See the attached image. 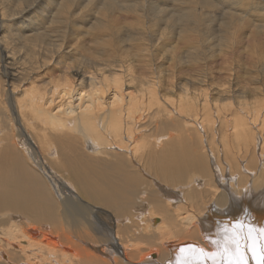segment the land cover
I'll return each instance as SVG.
<instances>
[{
  "label": "rangeland",
  "instance_id": "obj_1",
  "mask_svg": "<svg viewBox=\"0 0 264 264\" xmlns=\"http://www.w3.org/2000/svg\"><path fill=\"white\" fill-rule=\"evenodd\" d=\"M5 56L9 57V61L13 63L12 67L17 72L14 69L13 71L11 69L10 72L6 69L9 65L6 64L8 59ZM76 68L80 74L81 72L85 73L83 85L86 87H89V78H93L91 73L94 74V79L98 78L97 80L101 79L100 74L103 76L100 86L103 87L105 101L115 92L111 81L109 82L107 78L113 79L116 76L122 78L120 89L124 93L131 92L136 97L138 96L139 98H137L142 100L146 109L143 108L141 119L139 118V122L137 121V125L142 128L139 132L144 133L143 136L148 134L149 139H152L157 133L163 135L167 143V135L164 134L168 130L167 132L170 131L172 135L175 133L178 140L182 139L179 140V143L175 140L176 138L173 140L178 149H182L184 146L183 148L189 152L188 154L193 159V164L190 163L187 172L202 180L199 181V184L197 180L194 183L196 187H199L197 191L200 193L196 191L198 194L195 193L196 197L194 196L198 201L203 200L201 197L206 200H214L217 193L230 185L229 173L242 172H238L239 164H245L246 160L249 159V149L256 142V136L260 135L264 143V0H0V121L3 122L1 128L5 129L6 132H11L13 129L11 136L17 140L18 147L26 152L27 159H30L28 161H33H31V165L36 169H33L35 170L34 175L36 174L38 179L42 176L41 179L44 180L49 195L51 194L55 203H58L56 206L59 215L61 213L63 215L64 208L69 207V204L83 207L85 211L80 210L83 213L82 216L77 215L73 218L77 220V224L73 227L85 225V220L87 223L102 225L104 228L110 225L109 230L116 228L117 224L114 221L116 220L115 217L112 216V213L114 215L113 209L110 208V210L107 205H97L82 197L67 177V171L71 168L73 169L79 164L81 166L79 168L84 169V165L91 164L95 160L92 157L94 154L91 153L92 147L84 142V149H82L80 138L75 142L69 140L72 144L67 141L68 146L60 155L54 149L51 154L54 156L51 159L50 154L48 155L45 150L42 152L40 145H36L30 130L18 123L20 119L18 117L17 119L13 118L14 113L10 110L12 109L11 106L14 108L13 97L17 94L20 96L23 86L26 87L32 81L34 86L38 84V87L41 88L44 83L48 82L49 78L52 80L55 78L54 81L60 85L64 80L67 81L65 73L68 78L75 81L74 78L80 76L71 77V73L73 74V70ZM145 81H149L154 86L150 87L149 82L146 83ZM151 89H154L156 97L165 105V111L161 108L159 109L161 111H158L157 104L148 101ZM56 95L54 93V100L50 101L51 99H49L46 104L48 105L46 107H50L52 112L58 110L56 105L60 101L63 102V98ZM77 95L78 92L74 90L71 97L74 110L73 115H70L73 118L77 117L80 110L78 105L81 101L76 97ZM203 96L207 98V101H202ZM181 97V103L183 99L185 100L181 106L183 107L186 102L185 107L188 105L183 112L176 111L178 110L176 105L179 106L177 100ZM125 100L126 96L122 102L124 103ZM144 102L151 103L149 105ZM82 104L81 107L84 106ZM258 106L260 108H257ZM166 107L170 110L171 115L167 114ZM191 109L193 110L191 111ZM196 116L199 119L197 124L191 120ZM172 122L174 124H171ZM11 123L12 127L10 126ZM165 123H170V125ZM246 123L248 124L247 127L250 125L249 127L254 130L253 134H255V140L247 136L248 141L253 140L251 145L248 144L249 147L245 145V138L242 139V141L244 140L243 144V142H237L236 137H233L236 135L233 131L234 125L238 131L240 126H244ZM72 124L74 125V123ZM163 125H167V129ZM173 140L172 142H174ZM178 145L182 146L179 147ZM259 146L260 144L256 148L258 164L264 166V156L261 157ZM77 147L80 148V151ZM137 147L138 153L136 155L140 156L141 152L143 155L142 150L148 149V142L143 147ZM70 148L77 149L79 152ZM229 148L236 149L235 151L245 150L242 153L244 157H241L242 163H239L237 159V164L233 160L229 161V155L226 152ZM84 150L93 155H85L86 153L81 152ZM160 150L158 151L160 152ZM55 152L57 156L54 154ZM76 152L78 158H82L81 160L84 161L75 158ZM144 152L146 154L148 150H144ZM79 153H82L84 157ZM262 154L264 155V151ZM89 158L92 160L90 161ZM139 158H136L137 161ZM200 158H203L204 164H201L202 159ZM13 159L17 160V158ZM53 160L56 163L59 161L61 166L59 164L58 166ZM85 160L88 162L86 163ZM75 161L79 162L74 163ZM249 161L250 159L246 165L249 169H253H251V173L244 172V176H247L246 179L254 178L255 175L259 174L260 178L263 177L264 173L257 169L256 164H252L254 163L253 160L250 163ZM69 164L72 165L71 168ZM130 166L133 169L137 168L134 163ZM190 168L191 170H189ZM26 170L30 171L27 168ZM156 171L158 172V170ZM237 173L236 177L234 176L235 180L238 177ZM157 174L153 168L144 174L141 172L140 179L143 182L135 187L134 197L136 198L134 199H137V202L140 199V201L152 205L153 200V203L157 201L158 207L162 208V204L165 202L157 194V185L154 184L162 177L159 172ZM187 175L189 174L186 173ZM156 178L157 180H155ZM159 181L158 183L162 184L161 179ZM206 183H211V187L214 186L213 190ZM167 186V189L171 190L166 191L165 198L174 200L181 196L180 194L177 196L174 193L175 190L185 192L188 187L193 185L184 183L179 185V188L174 185ZM215 186H219L217 188L221 191L218 190V192ZM104 189L110 193L113 191L112 189ZM258 189L252 191L255 203L264 198L263 188L259 187ZM115 190L117 191V189ZM201 191L207 194L204 195V192L201 193ZM212 191H215V196ZM128 193L126 192L124 195V191V197L121 195L122 198H120L124 201L131 199L129 196L126 197L129 195ZM210 193L214 196L213 198L212 196L209 198ZM130 199L129 201L134 200L133 198ZM79 200L83 203H80ZM52 208L53 205L50 204L49 209ZM100 213L103 218L99 216ZM62 215L56 217L52 222L53 226L58 227L61 219H63L62 222L65 219L69 221L68 217ZM128 231L127 228L120 227V234H126ZM44 242L46 243V240ZM151 255L157 254L152 253Z\"/></svg>",
  "mask_w": 264,
  "mask_h": 264
},
{
  "label": "bare ground",
  "instance_id": "obj_2",
  "mask_svg": "<svg viewBox=\"0 0 264 264\" xmlns=\"http://www.w3.org/2000/svg\"><path fill=\"white\" fill-rule=\"evenodd\" d=\"M67 4L66 6H68ZM99 26H97V28H99ZM5 57L8 59L6 64L9 65L6 69H8L9 72L11 69L12 71L13 69L16 71V69L12 67L13 63L9 61V57ZM2 60L4 59L2 58ZM4 68L3 66V69ZM84 74L83 72L80 74V71L76 68V70H73V74L71 73V77H78L80 75L78 78H74L75 81L68 78V75L65 73V76H67L65 79H67V81H65L63 77L64 81L62 80L63 82L59 85V83L54 81L55 78L53 80L49 78L48 82L44 83L41 88L38 87V84L34 86V83L31 81L26 87L23 86L21 88L20 96L17 94L13 97L14 108L11 104L10 106L12 109L10 111L14 113V119H17V117L20 119V122L17 121L18 123L23 124L25 128L30 130L36 145H40L42 152L45 150L48 155L50 154L49 156L51 159L54 156L51 155L53 150L56 149L60 155L68 146L66 144L67 141L69 143L70 141L75 142V140L80 138L82 143H79L82 144V149H84V142L90 144V147H92V149L90 148L92 150L91 153L94 155L88 154L89 152L87 149L86 151L88 153H86L85 150L81 152L86 153L85 155H93L92 157L95 160H93L91 164L89 163L90 165H84V169L79 168L81 167L79 164V166L76 164L77 166L72 169V165L70 166L69 164L72 170H66L67 177L71 180L82 197L97 205H107L109 209H113L112 212H114V215L112 213V216L116 219L114 220L113 218L117 223L116 228L109 230L110 225L104 228V226L99 224L96 225L91 222H88V224L87 220H85V225L73 227L77 224V220L73 218L77 217V215L82 216V211L85 210H83V207H76L70 204L69 207H65L63 210V215L68 217L69 221L65 219L64 222H62L63 219H61L58 227L53 226L52 222L56 217L62 215V213L59 215V212H57L58 207L56 205H58V203H55L51 194L49 195L44 180L41 179L42 176L39 175L41 178L39 177L38 179L36 178L37 175H34L36 169L31 165L32 160L30 162L28 161L30 159H27L26 152L18 147L17 140H14L11 136L13 129L10 128L11 132H6L5 129L1 128L3 122L0 121V141H2L0 142V264H229V257L224 253L223 249L225 247L229 250L232 249V229H236L239 232L241 248L248 257V264H256V261L252 258V253L248 250L252 241L247 238V233L249 229H252L253 236L256 238L257 243L264 246V238L261 237L260 233V229H264V198L255 203L256 201H253L254 195H252L254 194L252 191L257 190L259 187H262L264 191V175L261 178L259 176L260 174L257 176L255 175L254 178H247V180V176H244V172L251 173V169H253H249L246 165L250 159L249 163L253 160L254 163L252 164H256L257 169H259L261 173H264V166H259L258 164L256 151L257 145L260 144L258 147L260 148L259 152L261 157L264 156L262 154L264 151V143L260 135L256 136V142L252 144L253 140L248 141V139H254L255 134H253L254 130L249 127L250 125L248 127L247 123L244 124V126L241 125L238 130L239 132L234 125V130H232L237 136L235 135L233 137H236L237 142H243L245 140L246 146H248L249 143L250 145L252 144L251 149L248 148L249 146L247 147L250 150V157L248 160L245 159V164H239L238 172L242 171L241 173H237L235 170V173H229L230 177L228 181H230V185L227 186L228 189L224 187V190L221 191V189L217 188L219 186H215L217 191L220 190L221 192L218 191L219 193H217L215 190L217 195L214 200H206L201 197L203 200L198 201L195 199V193L199 190V187H196L194 183L197 180L199 184V181L202 180H199L198 177L196 178V176H192V174L190 175V173L187 172L190 163L193 164V159L188 154L189 152L183 148L184 146L182 149H178L173 140L176 138L175 140L179 143L182 139H179V141L177 136L175 137V133L173 132L174 135H172L170 131L167 132L168 130L166 134H164L167 135V143L163 138L164 136L158 135L155 131L153 132L157 135L154 133L155 135L152 139H149L150 136L148 134L149 137L147 135L143 136L144 133L141 134L139 132L142 128L140 125V127L137 125V121L139 118L141 119V113L145 108L142 104V100L138 99V96L137 98L135 95L131 94V92L124 93L120 89L122 78L118 76L113 77V79L107 78L109 82L111 81L113 85L112 88L115 92L112 93L111 91L112 94L108 97V100L105 101V96H103L105 93H103V87L100 86L103 76L100 74L99 76H101V79L97 80L98 78L94 79V74L91 73L93 78H89L90 80L87 79L89 81H87L89 87H86L83 85ZM12 75L15 76L13 73ZM48 76L50 77L51 75ZM152 81L151 83H153ZM35 82L37 83V81ZM148 85H150V87L154 86L153 84L151 85L150 82ZM74 90L78 92L76 97L81 103L78 105L80 109L78 112L79 114L77 117L73 118L70 117V115H73L74 110L71 99ZM11 92L13 93L12 90ZM54 93L57 94L56 96H61V98H63V102L60 101L61 103L59 102V104L56 105L58 108L56 112H52L50 107H46L48 106L46 104L49 102V99H51L50 101L54 100ZM124 96H126V100L123 103ZM203 97L202 101L205 102L207 98H205V96ZM148 98V101H153L157 104L158 111L162 109L165 111V105L156 97L154 89L149 91ZM181 99L182 97L177 100L179 106L175 104L178 109L176 111L179 112H183L188 106L185 107L186 102L183 106L185 108H183L181 105L184 104L185 100L183 99L181 103ZM150 103L151 102L145 104L150 105ZM81 104L84 106L81 107ZM160 108L161 110H159ZM257 108L260 107L258 106ZM192 110L193 109H191V111ZM259 110L260 109H258V111ZM166 111L168 115H171L167 107ZM191 120L195 122V124L199 122L197 116L196 118H191ZM193 122L192 125L194 126ZM72 123H74V125ZM168 124L170 125V123ZM171 124L174 123L172 122ZM167 125H165L166 129ZM10 126L12 127V123ZM247 136H249V138ZM242 139L244 140L242 141ZM172 140L174 142H172ZM146 142H148V149H143L145 151L148 150V152L144 154L145 152L142 150V155L139 149L141 155H136L138 153L137 146L143 147ZM181 146L182 145L179 147ZM77 148L78 150L80 149L79 147ZM70 149L76 150L77 152L80 151L74 148ZM158 150H160V152ZM235 150L229 148L226 151L229 155V161L233 160V162L237 164V159L239 163H242V158L244 157L242 153L245 150L239 149L237 150L238 152ZM77 152L76 154L73 153L75 158H78ZM82 153H79V155L82 156ZM54 154H56V152ZM107 156L112 159L110 160ZM137 157H140L138 161L136 159ZM13 158H17V160ZM64 158H62L63 161ZM57 159L58 157L56 160ZM81 159L78 158V160L84 161ZM200 159H202L201 164H204L205 161L203 158ZM91 160L92 158L90 161ZM54 162L56 163V161ZM76 162L77 161L74 163ZM85 162L87 163L88 161L85 160ZM132 163L136 164V169L130 166ZM56 164L58 165L59 161ZM206 164L208 165V163ZM52 165L54 166V164ZM26 168L30 171H27ZM150 168H153L156 174L159 172L162 177L160 178L162 184L158 183L160 180L159 178V180L154 183L157 185V194H159L165 202L162 204V208L158 207L156 204L157 201L153 203L152 200V205H150V203L142 202L140 199L138 202L136 201L137 199H134L136 198L134 197L136 185L143 182V180L140 179L141 172L144 174L150 171ZM156 170H158V172ZM189 170H191V168ZM186 173L189 175L186 176ZM236 173L238 177L235 180ZM155 180H157V178ZM184 183L193 186L190 188L188 187L185 192L175 190L174 193L176 195L180 194L181 196L176 197L174 200L165 198L166 191L171 190L169 188V190L167 189V185H174L176 188H179V185ZM209 185L211 187V183ZM213 187H211L212 190ZM104 188L109 190L112 189L113 191L117 189V191L115 190L110 193ZM105 190L108 194L105 193ZM215 191H212L213 195ZM126 192H129V195L126 197L128 198L129 196L131 197V199L129 198L130 200H132V198L134 200L129 201V199H127V201H124L121 199L126 195ZM203 192L201 191V193ZM206 194L207 193L204 192V195ZM213 195L210 193L209 198H211V196L213 198L215 196ZM197 197L199 198V196ZM80 203H83V201H80ZM50 204L53 205L52 209H49ZM80 210L82 211L80 212ZM20 216L22 218H19ZM99 216L102 217L101 213ZM101 220L103 221V219ZM104 221L106 222V220ZM238 225H242L243 227L238 228ZM120 227L127 228L129 230L128 233L120 234ZM121 239L122 242H120ZM45 240L46 243L44 242ZM181 248L191 249V253L185 256L180 252ZM200 249L204 250V255L202 256L199 253ZM152 253L157 254L154 255L156 257L152 256Z\"/></svg>",
  "mask_w": 264,
  "mask_h": 264
},
{
  "label": "snow or ice",
  "instance_id": "obj_3",
  "mask_svg": "<svg viewBox=\"0 0 264 264\" xmlns=\"http://www.w3.org/2000/svg\"><path fill=\"white\" fill-rule=\"evenodd\" d=\"M238 228H242V225H238ZM231 244L232 249L227 247L223 249L224 253L229 257V264H248V257L244 254L241 248L239 232L236 229H232ZM261 237L264 238V229H260ZM247 238L252 241L248 250L252 253V258L256 261V264H264V246L257 243L256 238L253 236V230L249 229ZM180 252L183 255H189L191 249L181 248ZM200 255H204V250H199Z\"/></svg>",
  "mask_w": 264,
  "mask_h": 264
}]
</instances>
